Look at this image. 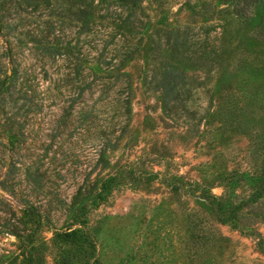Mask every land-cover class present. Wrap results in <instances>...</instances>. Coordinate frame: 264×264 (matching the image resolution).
Masks as SVG:
<instances>
[{
    "label": "rangeland",
    "instance_id": "obj_1",
    "mask_svg": "<svg viewBox=\"0 0 264 264\" xmlns=\"http://www.w3.org/2000/svg\"><path fill=\"white\" fill-rule=\"evenodd\" d=\"M233 10L224 0H0V264H264V215L249 218L245 205L224 215L172 183L184 173L229 196L231 176L258 166L243 134H220L218 114L199 132L217 104L209 58L238 26ZM165 70L184 75L188 111L165 114L160 89L139 85ZM159 141L169 156L155 153ZM249 184L235 186L237 202ZM78 229L83 244L65 236Z\"/></svg>",
    "mask_w": 264,
    "mask_h": 264
},
{
    "label": "trees",
    "instance_id": "obj_2",
    "mask_svg": "<svg viewBox=\"0 0 264 264\" xmlns=\"http://www.w3.org/2000/svg\"><path fill=\"white\" fill-rule=\"evenodd\" d=\"M126 1L135 4L137 0ZM224 2L233 5L236 16L233 20L238 26L234 28L231 22L226 25L221 35L224 39L219 45L221 50H212L213 56L209 58L215 61L214 64L218 67L217 84L214 89L217 104L209 118L204 120L208 127L199 132L209 133V125L218 114L217 121L220 124L217 128L220 129V134L224 136L232 135L233 132L243 134L248 140L249 155L258 166L244 175L241 173L231 176L229 187L233 189L229 196L217 197L212 193L206 194L199 182L186 180L184 173L174 174L172 183H176L174 186L179 196L189 193L203 198L204 201L210 200L217 205L216 209L219 213L224 211V215L230 217H234V210H241L244 205L248 206L250 208L247 210L250 213L248 217L252 218L264 215V157H262L264 156V0H224ZM228 48L231 50V55L227 54ZM146 77L144 81L143 78L140 79L139 85H153V88L160 89L158 103L162 105L165 114L176 115L179 110L188 111L182 96L186 94L187 87H184V75L181 72L165 70L158 77L151 76L149 80ZM128 86L130 94L131 83ZM157 117L166 123L161 115ZM154 118L156 117H152L151 112L146 114L145 121L150 127L154 125ZM154 144L157 145V140ZM159 147L155 152L158 156H169L165 154L169 150L167 143L159 141ZM259 158L261 164L257 163ZM242 179L248 180L252 188L245 204L236 201L238 195L232 196L235 193V186ZM198 187H200L199 192L196 191ZM255 203L257 205H254ZM38 214L34 208H28V219L35 222L36 226L39 225ZM85 232L87 231L78 229L76 232H65V236L80 234L83 236L80 239L83 244L89 236ZM68 237L65 238L66 241L71 240ZM208 238L209 236H205V239Z\"/></svg>",
    "mask_w": 264,
    "mask_h": 264
}]
</instances>
